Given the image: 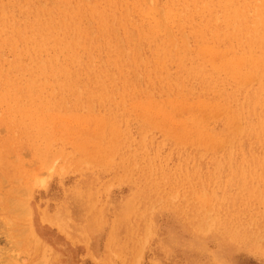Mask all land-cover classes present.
Masks as SVG:
<instances>
[{"label": "rangeland", "instance_id": "obj_1", "mask_svg": "<svg viewBox=\"0 0 264 264\" xmlns=\"http://www.w3.org/2000/svg\"><path fill=\"white\" fill-rule=\"evenodd\" d=\"M0 264H264V0H0Z\"/></svg>", "mask_w": 264, "mask_h": 264}, {"label": "bare ground", "instance_id": "obj_2", "mask_svg": "<svg viewBox=\"0 0 264 264\" xmlns=\"http://www.w3.org/2000/svg\"><path fill=\"white\" fill-rule=\"evenodd\" d=\"M6 232V231H5ZM6 234V233H5ZM7 236V235H6Z\"/></svg>", "mask_w": 264, "mask_h": 264}]
</instances>
